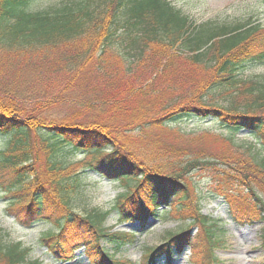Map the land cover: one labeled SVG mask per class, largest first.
<instances>
[{
	"label": "trees",
	"instance_id": "1",
	"mask_svg": "<svg viewBox=\"0 0 264 264\" xmlns=\"http://www.w3.org/2000/svg\"><path fill=\"white\" fill-rule=\"evenodd\" d=\"M38 1L0 0V191L8 214L25 226L52 221L55 230L39 245L58 262L83 249L90 264H120L100 240L114 253L134 241L133 231L102 225L112 211L141 229L145 218L176 214L184 226L161 247H143L142 264L160 252L170 261L203 241L206 264L216 263L218 223L202 214L183 177L220 164L242 177L228 173V183L252 180L264 193V157L239 155L235 146L176 149L164 131L184 119H214L219 141L234 144L245 130L264 151V73H247L264 65V26L251 18L196 23L169 0H58L40 8ZM55 112L76 122L45 124ZM66 149L89 158L73 161ZM86 169L123 187L108 210L73 209L70 192H79ZM246 190L257 201L255 217L264 218V199L254 186ZM224 200L230 210L241 206ZM252 210L242 209L241 224L254 222ZM29 252L0 239V264H39Z\"/></svg>",
	"mask_w": 264,
	"mask_h": 264
},
{
	"label": "rangeland",
	"instance_id": "2",
	"mask_svg": "<svg viewBox=\"0 0 264 264\" xmlns=\"http://www.w3.org/2000/svg\"><path fill=\"white\" fill-rule=\"evenodd\" d=\"M58 0H39L36 7L45 6L56 3ZM175 7L187 14L196 23L212 22L216 25H229L237 22H243L247 18L252 21H257L264 26V0H169ZM254 66V65H252ZM248 74L264 73V65L258 67H250ZM248 70V69H247ZM0 110L2 108L0 107ZM62 114L55 112L44 122L47 125L51 123H61L68 125L76 121L69 117H63ZM199 121L198 119H184L176 123H172L168 130L164 131V142L174 145L176 149H181L186 144H193L195 148H204L207 146L210 150H230V153L235 146V151L239 150V155H248L255 157V161H259L264 157V151H259V145L253 140V137L245 130H241L233 137L234 144L228 141H219L216 134L223 133L221 125L214 119ZM204 131L212 133V138H204L202 141L196 140ZM184 135L181 136L180 134ZM132 134H134L132 132ZM209 135V134H208ZM225 135V134H224ZM128 135L124 136L127 139ZM3 140V139H2ZM196 140V142H195ZM227 142V143H226ZM4 140L0 139V148L3 147ZM125 143H129L127 140ZM128 145V144H127ZM181 147V148H179ZM71 160L80 161L87 159L85 152L77 151L73 153L71 149H66ZM238 154V153H237ZM252 156V158H253ZM246 160H251L245 158ZM180 166L184 167V163ZM237 171H228L231 176L238 177ZM223 167L210 164L209 167L203 169H193L189 172L188 177H183V180L190 186H194V191L199 198L202 214L208 216L209 221H216L221 232H218V243L212 250L216 258L217 264H264V218L257 219L258 208L252 206L257 203L249 190L248 186H254L264 199V193L260 187L254 183L243 180L240 184L237 182L228 183L227 174ZM83 182L79 192H70L73 196L71 199L72 207L78 213H85L93 209L108 210L114 199L123 191V187L116 181L109 182L101 179L99 175L91 170H87L82 174ZM246 195H245V194ZM0 191V239L1 241L16 242L19 241L23 246L30 249L28 260H37L39 264H90L84 254L83 249L74 252V259L67 262H58L43 246L39 245V238L43 233L49 230H55L52 221L42 218L29 226L19 223L15 218L6 211L7 200L3 197ZM222 195V196H221ZM229 198L236 204H239L237 209L232 210L235 213L234 221L231 217L232 204L225 202L224 198ZM227 203L229 205H227ZM243 205V206H242ZM253 209L254 223L243 225L239 221L243 217L242 209ZM55 213V212H54ZM67 211H62L55 214H48L53 218L63 216ZM162 220L145 218L149 222L148 226L143 231H137L139 222L128 221L120 223L116 211H112L104 220L102 225L111 232L130 230L136 231L135 241L133 244L124 246L119 253H113L111 246L100 240L105 250L112 255L113 260L120 264H140L142 259V248L157 245H163L167 242L168 233L184 226V222L178 220L175 214L173 217ZM166 216V217H167ZM192 218V217H191ZM195 230H193L194 232ZM198 234H196L197 237ZM71 238V237H70ZM192 260L197 264H206L207 249L205 241L191 247ZM120 260L122 262H120ZM211 263V262H209ZM156 264H166L163 258H158ZM172 264H191L189 256L186 259H174ZM215 264V263H212Z\"/></svg>",
	"mask_w": 264,
	"mask_h": 264
}]
</instances>
